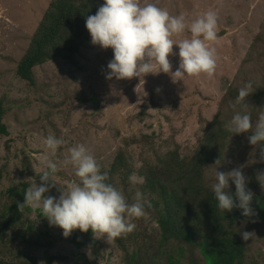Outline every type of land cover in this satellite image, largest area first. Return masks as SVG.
I'll list each match as a JSON object with an SVG mask.
<instances>
[{
    "label": "rangeland",
    "instance_id": "1",
    "mask_svg": "<svg viewBox=\"0 0 264 264\" xmlns=\"http://www.w3.org/2000/svg\"><path fill=\"white\" fill-rule=\"evenodd\" d=\"M53 1L0 0V102L8 130V136L0 135V264H128V256L133 263L143 248L149 249L157 264H205L199 251L194 262L186 247L166 244L148 212L134 220L135 230L124 236L127 253L118 239L107 241L100 234L75 230L64 237L62 229L42 217V209L19 205L27 188L40 184L47 170L42 163L45 155L58 165L53 177L57 186L47 195L58 197L59 187L77 181L71 165L63 164L68 150L77 144H84L94 155L108 174V182L129 203L137 192L148 203L151 197L144 194L145 179L139 170L155 165L173 150L189 157L216 118L227 129L239 109L236 99H229L230 92L238 95L249 81L253 92L264 87V0H148L172 15H184L189 24L208 11L216 13L218 38L211 46L217 66L211 79L201 75L176 81L171 73L160 72L141 79L106 80L112 50L94 46L89 37L79 44L75 63L56 59L38 66L35 84L30 85L18 77L17 67ZM173 52L178 53L176 46ZM169 59L174 72L179 57ZM249 106L253 120L258 119L261 108ZM49 134L64 140L55 154L48 153L43 143ZM248 135L229 132L222 172L244 166L248 187L259 203L257 215L239 224L241 232L255 234L244 240L245 264H264V188L256 180L264 162L255 152L257 147L249 144ZM121 150L135 165L134 181L111 171ZM206 180L210 186L215 183V169ZM136 240L140 247L133 245Z\"/></svg>",
    "mask_w": 264,
    "mask_h": 264
},
{
    "label": "clouds",
    "instance_id": "2",
    "mask_svg": "<svg viewBox=\"0 0 264 264\" xmlns=\"http://www.w3.org/2000/svg\"><path fill=\"white\" fill-rule=\"evenodd\" d=\"M85 27L94 46L112 50V59L105 70L106 80L141 79L163 72L182 81L201 75L211 79L215 74L216 50L211 45L218 38V20L214 11L206 12L189 24L184 15H172L148 0H103L96 13L87 16ZM186 31L189 36H184ZM177 37L183 38L177 40ZM174 46L178 53L173 52ZM170 56L179 57L174 72ZM253 93L251 81L239 89L235 101L239 109L226 127L232 136L250 133L248 142L259 149V160L264 162V110L253 120L247 102ZM43 143L48 153L55 154L64 140L49 134ZM68 151L69 156L63 164L71 165L77 181L66 188L59 187L58 197L47 195L57 186L53 177L58 165L45 155L42 163L47 170L40 176L39 185L35 183L27 188L19 207L42 209V217L50 226L62 229L64 237L79 230L114 241L132 233L136 228L134 220L146 215L147 202L143 194L137 192L134 202L129 203L124 194L108 182V174L102 172L84 144H77ZM217 165L212 185L217 209L224 213L238 209L245 218L244 223L251 221L257 215L252 207L255 194L248 187L244 166L222 172L217 170L219 161ZM129 179L134 181V177ZM256 180L264 188V170L257 173ZM230 183L234 185V193L229 190ZM254 235L247 231L241 233L245 241Z\"/></svg>",
    "mask_w": 264,
    "mask_h": 264
},
{
    "label": "trees",
    "instance_id": "3",
    "mask_svg": "<svg viewBox=\"0 0 264 264\" xmlns=\"http://www.w3.org/2000/svg\"><path fill=\"white\" fill-rule=\"evenodd\" d=\"M102 2L54 0L18 64V77L34 85L36 67L56 59L75 63L79 44L82 39L90 37L85 27L86 18L94 15ZM229 96L234 101L237 93L232 91ZM247 102L257 111L259 108L263 110L264 87L257 88ZM4 114L0 102V135L8 136L3 123ZM224 125L219 117L216 118L206 128L202 140L189 157H182L178 150H173L155 165L143 166L139 173L145 179L144 194L151 197L146 203V212L155 218L160 237L166 244L186 247L194 262V254L199 251L205 264H245L248 249L239 227L244 218L238 209L229 213L219 211L212 186L206 180L207 173L218 166L217 161L220 162L218 169L223 171V157L229 137ZM255 152L258 154L259 149ZM111 171L128 181L136 170L129 155L121 150ZM229 190L234 193V186H230ZM257 199L255 196L252 203L254 210L259 207ZM117 239L120 248L128 253L124 242L126 238L122 236ZM133 245L140 247L137 240ZM94 251L98 254L97 250ZM136 254L138 256L132 259L133 263L128 256V264H157L147 248Z\"/></svg>",
    "mask_w": 264,
    "mask_h": 264
},
{
    "label": "water",
    "instance_id": "4",
    "mask_svg": "<svg viewBox=\"0 0 264 264\" xmlns=\"http://www.w3.org/2000/svg\"><path fill=\"white\" fill-rule=\"evenodd\" d=\"M82 258H80V260H81Z\"/></svg>",
    "mask_w": 264,
    "mask_h": 264
}]
</instances>
